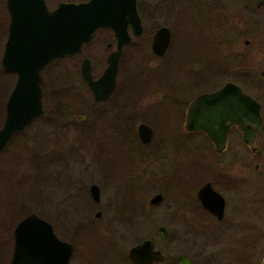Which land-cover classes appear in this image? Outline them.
Returning a JSON list of instances; mask_svg holds the SVG:
<instances>
[{
    "label": "rangeland",
    "instance_id": "rangeland-1",
    "mask_svg": "<svg viewBox=\"0 0 264 264\" xmlns=\"http://www.w3.org/2000/svg\"><path fill=\"white\" fill-rule=\"evenodd\" d=\"M151 1L155 5L158 4L159 7L148 15L146 22L143 24V35L135 39L133 44L137 46L136 52L133 51L134 46L125 49L123 66L120 67L117 74L115 94H122L125 91L123 87L125 85L124 80L126 81L127 74L134 72L137 80L149 84L148 86L153 90V96L169 94L173 89L174 93L178 95L182 87H188L193 81L202 79L201 76H192V72L196 71L195 73L204 75L205 81H212L210 82L211 85L226 80L240 84L239 80L245 76L246 79L251 81V84H249L250 89L247 90L248 93L255 97L260 95L263 108V130L258 141L261 156L259 158L249 156L251 170L248 181L244 186L237 187L234 183L235 177L223 174L227 177L230 185L234 183L227 194V196L229 195L227 217L229 221L234 216L235 224H227L225 228L224 221L222 224H212L202 230H186L182 235V239L185 240V247L180 252L189 258L193 257L195 264H260L264 255V160H260L264 159V79L260 76V70L264 65V0H245L248 11L244 15L237 12L242 0H168L167 12L162 10V0ZM1 5L2 0H0V7ZM161 26L168 27L171 32L172 51L179 52L180 55L184 54V57L187 56L186 71L189 69L194 70L191 71V75L179 71V63L183 58L179 60L180 57L176 54H169V50L160 59L151 54L149 48L150 36L155 29ZM245 41H248V45H244ZM85 51L92 54V59L106 53L103 46L97 45H92ZM94 64L91 74L93 77H97L102 68L98 67L96 62ZM168 64L171 65V68L164 80L169 83L168 91L156 90L162 87H158L155 75L159 72L160 67ZM66 65L67 63L63 67ZM226 70L228 73H225ZM214 71L215 73H213ZM57 78L58 84L67 81L66 87L70 88L71 91L75 89L76 92L71 95H59L58 99L61 101L57 104L55 101H50L49 98L44 101V114L35 117L21 132L12 138L13 140L11 139L13 142L7 147L3 156L5 160L6 156L8 158V155H15L16 145L20 142H26L30 148L31 158L29 161L18 162L17 160H11V158H9L8 163L4 160L0 161L6 167L13 169L19 179H30L29 182L24 181L26 184L22 189V194L15 193L13 195L14 200L19 204L16 209L25 212V216L35 214L45 219L54 225L59 236L71 240L65 226L68 218L64 215L68 205L66 198L72 191L69 186L73 185L76 180L90 181L88 184L98 185V178L101 174L99 153L105 154L109 151V136L106 134L102 137L105 139H101L102 149L100 151L97 148L93 150L89 145L96 143L98 131L103 127L101 121H99V113L104 108L89 105V95L81 84L76 62L73 61L69 69L59 68ZM1 80L2 76L0 75V95L1 89L3 90ZM206 85L204 82H199L198 89L208 88L209 86ZM189 91H182L180 96L187 95ZM146 94H149V92ZM150 101L152 100L148 98L143 103ZM184 106V103L174 106L175 110L178 109L179 113L181 112L176 127L178 123L181 124ZM55 110L62 113L60 114L61 117L53 118L52 116L51 118L50 113ZM106 113L109 115L106 117L108 119L109 117L112 118V121L114 119L113 113L110 111ZM77 116H83L84 118L79 121L76 119ZM2 120L3 113L0 112V127ZM176 136V134H170L166 137L169 141V155L166 159L164 157L163 159L164 163L169 165L170 170L175 166V163H178L184 157L187 159L195 158V153L211 160V148L208 142L203 139L204 137L195 135L182 139L181 141H184V144L189 148L186 149V155L183 156L179 153L183 152V144H181L178 151ZM161 138H163L161 135L156 134L153 143L160 142ZM58 143L70 144L71 146L84 145L85 149H76L69 146L60 147L57 163H55L53 157L51 158L50 148L53 144ZM196 146L200 148L195 149ZM109 148L112 147L109 146ZM241 155L242 157L243 155L247 156L242 149ZM113 159L110 162H117L115 155ZM254 164L259 165L258 171H252ZM117 167L120 170V162L112 167V173L115 172ZM147 170L150 175L144 174L140 178L141 180L152 179L155 175L162 176L163 168L159 166H153ZM107 171L109 173L108 165ZM113 185L115 184H111V186ZM164 185V182H152L151 188L155 191L146 190L143 195L141 194L139 203L148 207L149 196L154 194L156 189H162ZM171 192V189H169L163 201L153 212L158 210L170 212L173 209L175 205L173 204L174 199ZM139 196V194L136 195L137 198ZM5 219L9 220V215L5 216ZM87 219L93 220L92 213L87 216ZM92 222H95L94 225L96 226L102 223L101 220ZM239 225L244 228L237 230ZM124 232V230L116 229V227H110L106 230L111 239ZM145 237H155L154 230L145 231L143 235L142 233L138 236L137 234L132 235L122 247L127 250L135 242ZM238 239L240 244L236 245ZM157 245L162 248L170 244L158 242ZM85 247L93 264L116 263L115 257L108 255V249L98 242H93L90 239L86 241ZM81 250L82 246L77 245V252L73 253L70 264H83Z\"/></svg>",
    "mask_w": 264,
    "mask_h": 264
},
{
    "label": "flooded vegetation",
    "instance_id": "flooded-vegetation-1",
    "mask_svg": "<svg viewBox=\"0 0 264 264\" xmlns=\"http://www.w3.org/2000/svg\"><path fill=\"white\" fill-rule=\"evenodd\" d=\"M42 1L47 11L51 12L56 9L60 3L77 4L87 2L88 0ZM135 2L136 12L139 16L142 30L140 35L134 36L131 29L129 27L127 28L129 41L121 48V55L118 60L117 73L115 76V86L111 94L104 100L94 101L90 89L79 74L81 84L89 95V105L91 107L102 106L104 108L99 113V121H101L103 127L98 131L95 143L96 147L95 144L89 145L93 150H95L94 148H97V150L100 151V149H102V144L100 143L101 139H105L102 137L107 134L109 136V146L112 147L109 148L108 146L109 151L105 154L99 153L101 174L98 178V185L88 184L90 181L84 182L82 180H76L73 185L69 186L72 191L66 198L68 205L64 215L68 218V222L65 226L71 240L63 239L57 234L53 224H50L45 219L39 217L50 225L51 230L58 241L71 246V255L67 264H70L73 253L77 252V245L82 246L81 259L83 264H93L85 247L86 241H89L90 239L93 242H98L103 245L104 248L106 247L108 249L107 254L111 257H115V264H138L129 259V251L144 243L147 244V250L151 254L158 253L161 259H151L143 264H185L186 260H189L190 264H195L193 257L189 258L184 253L180 252V250L185 247V240L182 239L183 233L186 230H202L212 224H222L224 221L225 228L227 227V224H235V220L233 219L234 216L228 221L227 212L229 210V195L227 196V194L230 192L234 183H236L237 187H240L244 186L248 181L249 172L251 170V162L248 159L249 156L251 155L255 158L261 156L258 141L263 130L262 102L260 101V95L255 97L248 93L247 90L250 89L249 84H251V81L246 79L245 76L239 80L240 84L226 80L222 83H219L218 81L215 85H211L210 82L212 81H205L204 79L206 78H203L204 75L195 73V71L192 72V76H201L202 79L193 81L188 87H182L178 95L174 93L173 89L169 94L153 96V90L150 89V86H148L149 84L145 81V89L149 94H115L117 89V74L120 67L123 66L125 49L129 46H134L133 43L135 39H138L143 35L144 22H146L148 15L153 13L154 9L159 7L158 4L155 5L151 0H135ZM167 2L168 0H162V10L164 12L168 11ZM241 2L242 4L239 5V10L237 12H241L242 15H244V13H247L248 11V5L245 0H242ZM30 10L28 11L29 14L33 12L32 7ZM30 17L31 18H20L24 22V25L18 33V38L11 41L10 35L12 31L10 33V29L12 27L10 3L8 0H2V5L0 7V75L2 76L1 87L3 90L1 89L0 102L4 103L3 116L5 103L16 80V74L12 71L5 70L1 64L6 47H9L11 41L12 47H10L13 49L12 54L16 55L13 56V59L17 58L18 60H23L22 64L25 68H33L32 64L36 60L35 48L37 42L33 35L34 26L32 23V14ZM160 28L168 27L161 26L154 30L149 41L150 52L153 36ZM169 33L170 39L164 55L157 57L151 52L155 58H163L166 55L167 50H169L171 43L170 30ZM92 45L103 46L106 53L100 55L96 59H92V54L85 51ZM244 45H248V41H245ZM116 47L117 41L114 32L110 29H99L95 32L91 41L82 46L79 54L70 57L55 58L46 63L40 70L42 114H44L45 111L43 103L48 98L50 101H55L57 104L61 101L58 99L59 95H71L76 92L74 91L75 89L71 91L70 88L66 87L67 81L58 84L57 70L59 68L69 69L73 64V61H75L78 65L79 73L81 63L84 60H87L89 63L91 79L96 80L106 69L107 58L111 53L116 51ZM134 47L133 51L136 52L137 46ZM186 60H188L187 56L183 57L181 63H179V71H182L183 73L187 72L188 75H191V71L194 70L189 69L186 71V65L188 64ZM94 61L98 67L102 68L101 73L97 77H93L91 74V69L95 65ZM65 63H67V65L63 67ZM132 73L134 72L127 74V76ZM213 73H215V71ZM225 73H228L227 70ZM199 82H204L207 84L206 86L209 87L202 90L198 89ZM226 83L235 85L243 94L249 96L259 105L261 122L259 130L253 139V150L243 142L241 133L234 125L229 127L225 138L224 148L221 150H216L209 138L203 133L199 131H187L185 129V114L189 104L200 95L209 94L219 90ZM168 86L169 83L164 81L163 84L160 86L158 85L159 88H162L156 90H162L165 92L168 91ZM123 87L124 89L126 88L125 85H123ZM184 90L190 91L187 95L180 96L181 92ZM148 98L152 101L143 103ZM180 103H184L185 106L182 111L181 124L178 123V126L176 127L175 125L177 124L181 112L179 113L178 109L175 110L174 106ZM107 111L113 113L114 119L112 121V118L109 117L108 119V117H106L109 116L107 115L108 113H106ZM50 114L51 118L52 116L53 118H58L57 116L61 117L60 114L62 113L55 110L51 111ZM41 115H39V117ZM83 118V116L76 117L79 121ZM139 126H144L150 130L148 141L143 142L139 138ZM156 134L161 135L163 138L160 139V142L153 143ZM170 134L177 135L176 138L179 140H176L178 143V151L180 150L181 144H183V152H179L183 156L186 155V149L189 148L184 144V141H181L182 139L195 135L204 137L203 139L208 142V145L211 148V160L203 158L201 154L195 153V158L187 159L184 157L180 159L178 163H175V166L170 170L169 165H166L163 159V157L166 159L169 155V141L166 137ZM63 146L85 149L84 145L79 146L78 144L76 146L60 143L53 144L52 148H50V152L52 153L51 158L53 157L55 163H57L56 160L59 156V148ZM197 148L200 147L196 146L195 149ZM241 149L248 157L244 155L242 157ZM85 154L87 153L85 152ZM114 155L117 162H110L114 160ZM260 160L263 161L264 159ZM118 162L121 164L120 170L117 167L115 172L112 173V167H115ZM107 165L109 166V173H107ZM153 166L163 168V171L161 172L162 176L155 175L152 179L141 180L140 178L144 174L147 176L150 175L147 169ZM258 169L259 165L254 164L252 171H258ZM223 174L235 177L234 183L230 185L227 177ZM157 181L164 182L165 185L162 189H156V192L149 196L147 201L148 207L141 205L139 203L141 194L143 195L146 190L151 192L155 191L151 188V184L152 182ZM111 184L115 185L111 186ZM169 189L172 191L171 193L174 199L173 204L176 206L177 210L174 206L170 212H167L166 210L153 212V210H155L163 201L164 196L168 193ZM137 194L140 195L139 198L136 197ZM155 196L159 197L157 201L154 200ZM230 196L232 197V195ZM91 213L93 217L92 221L101 220L102 223L96 226L94 225L95 222L88 220L87 216ZM232 214L234 215V213ZM110 227H116V229L119 228L125 232L116 235V238L111 239L106 233V230ZM243 228L244 227L241 225L237 226V230H242ZM148 230H154L155 237H145L135 242L127 250L123 249L122 246H124V243L129 240L132 235L137 234L138 236L141 233L143 235L144 232ZM158 242L163 244L169 243L170 245L161 248L157 245ZM235 244H240L239 239ZM171 246L172 248H170Z\"/></svg>",
    "mask_w": 264,
    "mask_h": 264
},
{
    "label": "water",
    "instance_id": "water-1",
    "mask_svg": "<svg viewBox=\"0 0 264 264\" xmlns=\"http://www.w3.org/2000/svg\"><path fill=\"white\" fill-rule=\"evenodd\" d=\"M8 2L12 27L10 40L18 38L24 25L20 18H31L32 14L33 35L37 43L33 68H25L23 60L13 59L16 55L12 54L11 41L3 54L2 67L14 72L16 80L4 106L0 127V153L15 134L42 114L40 70L46 63L55 58L79 54L82 46L91 41L96 31L112 30L117 41L116 51L108 56L107 67L100 77L91 79L87 60L81 63L79 69L80 77L90 89L94 101L104 100L115 86L121 48L129 41L127 28L131 29L134 36L140 35L142 30L135 0L60 3L51 12L47 11L42 0ZM31 7L33 12L29 14ZM169 39L168 28L158 29L152 39L151 52L157 57L163 56ZM260 75L264 78V67ZM260 122L259 105L231 83H226L215 92L198 96L189 104L185 114V129L203 133L216 150L224 148L227 131L232 125L241 133L243 142L253 150V139ZM138 135L141 141H148L150 130L139 126ZM158 198L155 196L154 200L157 201ZM12 238V251L7 264H67L71 255V246L58 241L50 225L35 214L26 215L15 225ZM128 257L138 264L161 259L158 253L151 254L147 250L146 243L132 248ZM185 264H190V261L186 260ZM260 264H264V255Z\"/></svg>",
    "mask_w": 264,
    "mask_h": 264
},
{
    "label": "trees",
    "instance_id": "trees-1",
    "mask_svg": "<svg viewBox=\"0 0 264 264\" xmlns=\"http://www.w3.org/2000/svg\"><path fill=\"white\" fill-rule=\"evenodd\" d=\"M170 49L169 54H176V56L183 58L184 56L179 54V52L172 51V45L170 43ZM183 56V57H182ZM181 62V61H180ZM171 65H166L163 67H160L159 72L155 75V81L160 86L164 83L165 77L170 70ZM125 91L122 92V94H145V83L144 81L137 80V76L135 73H132L127 76L125 81ZM147 88V87H146ZM3 102H0V112L3 113ZM17 135V134H15ZM14 135V136H15ZM13 140V139H12ZM8 143L6 148L2 151L0 154V160H4L3 156L5 154V151L7 150V147H9L10 144H12V141ZM29 146L26 142H20L16 145V154L11 156L8 155V158L6 156L5 162L8 163L9 158L11 160H17L20 161H29L31 158ZM11 156V157H10ZM3 162V163H5ZM1 163V161H0ZM16 172L6 167L4 164H0V264H7L10 253H11V247H12V239H11V233L12 228L15 225L16 222H18L20 219H22L25 216V212L21 211L20 209L17 210L16 207L19 206L17 202L14 200L13 195L15 193H21L22 189L24 188L25 184L24 181L29 182L27 179H19L16 176ZM9 215V220L5 219V216ZM93 263V262H92Z\"/></svg>",
    "mask_w": 264,
    "mask_h": 264
}]
</instances>
